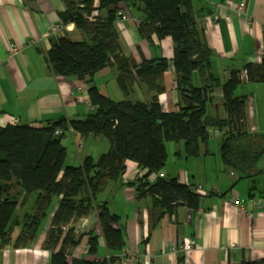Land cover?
Masks as SVG:
<instances>
[{
    "label": "trees",
    "instance_id": "obj_1",
    "mask_svg": "<svg viewBox=\"0 0 264 264\" xmlns=\"http://www.w3.org/2000/svg\"><path fill=\"white\" fill-rule=\"evenodd\" d=\"M28 3L34 0H25ZM62 25L74 24L85 40L73 42L67 37L50 40L47 61L55 75L75 78L90 84V104L94 107L85 120H61L44 128L9 125L0 128V248L11 241L21 222L23 228L16 247H27L38 235L48 218L54 200L59 201L45 247L53 252L52 264H69L71 251L85 236H90L89 253L96 256L99 237L94 232L77 234L72 222L98 214L109 256L103 261L74 259L72 264H122L119 253L125 248L122 229L114 226L120 219L99 202L97 197L126 172V162L137 163L146 174L134 184L138 199L151 197L153 206L172 213L179 206L198 211L204 199L196 187L181 185L178 178H149L161 173L168 163V145L183 143L187 158L201 156L211 130L222 135L221 160L227 170L240 177L254 178L257 164L264 154V136L246 130L247 96L237 95L244 82L264 83V59L234 70L224 83L212 70V51L203 30L198 29L192 0H61ZM142 14L139 33L152 42L170 37L174 42V59H143L135 65L122 53L120 36L115 27L118 13ZM102 13H106L103 17ZM112 68L125 96L136 85H143L150 101H113L103 96L93 80L95 75ZM173 67L176 75L179 110L164 112L159 96L166 90L165 74ZM243 75L246 80H243ZM223 89L222 107L218 109L215 90ZM63 136L69 130L82 137L102 136L110 150L96 162L85 158L80 165L67 163L68 151ZM61 177V178H60ZM17 192V193H14ZM23 204L37 194L32 215L19 220L20 197ZM61 245L59 251L57 247ZM240 264H264V260Z\"/></svg>",
    "mask_w": 264,
    "mask_h": 264
},
{
    "label": "crops",
    "instance_id": "obj_2",
    "mask_svg": "<svg viewBox=\"0 0 264 264\" xmlns=\"http://www.w3.org/2000/svg\"><path fill=\"white\" fill-rule=\"evenodd\" d=\"M192 2L198 29L204 31L213 54V73L223 78L222 82L230 78L232 71L243 70L248 63H262L264 0ZM241 5H244L243 10ZM64 11L61 0H34L31 3L0 0V128L9 125L44 128L61 120H85L91 114L90 84L55 75L47 61L50 40L55 37L54 27L61 28L57 37H67L73 42L85 40L74 24L62 25L60 13ZM130 15L133 21L119 19L115 22L122 53L135 65L143 59L164 58L172 62L173 40L170 37L158 40L153 36L152 42L147 41L138 29L142 14L134 12ZM14 48L18 51L13 52ZM243 80L247 81L244 75ZM93 82L103 96L116 102H147L151 99L141 84L125 96L119 87L117 73L110 67L99 71ZM164 85L166 90L159 96L160 104L164 112H177L179 96L173 67L165 74ZM241 88L239 95L247 96L246 130L264 136V83L244 82ZM215 98L222 101V88L215 90ZM220 113L226 118L225 112ZM67 135L68 145L72 144V150L67 148L68 164L78 166L87 157L97 162L105 149V153L110 150L109 141L102 136L84 138L70 131L64 137ZM222 135L216 130V139H209L198 158H187L183 143H170L168 166L149 178L151 184L159 178H178L181 185L202 187L207 195L198 211L179 206L172 213L164 214L153 206L151 197L138 199L132 184L143 177L146 170L132 161L126 162V172L120 180L110 183L97 197L120 219L114 227L122 229L124 234L125 248L119 253L122 264H240L264 260V154L254 178L240 177L227 170L221 160ZM210 142L216 144V149ZM170 147L175 149L172 155ZM208 170L212 172L208 174ZM24 198L23 193L18 208L21 221L25 214L33 212L37 194H33L26 204H23ZM56 200L44 223L47 225L42 226L27 247H16L22 222L16 226L10 243L0 248V264H52L53 252L45 247V243L60 198ZM69 228H74L77 234L94 232L100 245L98 255H90V236H85L71 251L69 264L74 259L103 261L109 256L97 213L72 222L64 230ZM188 245H192L191 250L184 248ZM60 248L61 245L57 251Z\"/></svg>",
    "mask_w": 264,
    "mask_h": 264
},
{
    "label": "rangeland",
    "instance_id": "obj_3",
    "mask_svg": "<svg viewBox=\"0 0 264 264\" xmlns=\"http://www.w3.org/2000/svg\"><path fill=\"white\" fill-rule=\"evenodd\" d=\"M125 12V11H124ZM127 13V12H126ZM129 17H130V19H128V20H125V21H133L134 20V18L130 15V12H129V14H127ZM119 17V16H118ZM122 18V17H121ZM122 21V20H121ZM140 22V21H139ZM61 28L59 27V26H56V27H54L53 28V35H55L56 36V34H58L59 33V30H60ZM222 77V76H221ZM222 80H223V78H221ZM224 82V81H223ZM242 93V88L240 87L239 89H238V91H237V95H239V94H241ZM216 102H218L217 103V106H218V109L222 112V113H224L225 111H224V109H223V107H222V101L220 100V99H218V100H216ZM91 113H93L94 112V107L93 106H91ZM70 132H73L72 130H69ZM56 134H57V132H56ZM57 136H59V138H63V145L66 147V148H68V150H72V144L70 143L69 145H68V142H67V139L69 138V136L67 135V137L65 138L64 136H63V133L62 132H60V133H58L57 134ZM216 130H211V138L210 139H212V140H215L216 139ZM108 145H109V143H108ZM171 145H175V143H171ZM210 145L213 147V148H215L216 149V146H214V145H216V144H211V142H210ZM170 146V145H169ZM219 146V144H217V147ZM108 147V146H107ZM96 149H98L97 147H96ZM95 149V150H96ZM174 151H175V149L174 148H171L170 147V154L172 155V154H174ZM106 152V149H105V151H104V153ZM104 153H102V154H104ZM216 157H213V159H215ZM69 165H71V164H69ZM168 166V165H167ZM212 171H210V170H208L207 171V173L209 174V173H211ZM233 176H234V174H233ZM197 189L198 188H202V187H196ZM196 189V190H197ZM203 189V188H202ZM204 190V189H203ZM204 192H205V190H204ZM14 193H17V192H14ZM199 193V192H198ZM200 194V193H199ZM207 195V193L205 192V195H203V197H205ZM25 199V198H24ZM57 201V200H56ZM24 202V201H23ZM33 213V212H32ZM32 213H30L29 215H32ZM49 216V215H48ZM47 220V219H46ZM46 220H45V222H46ZM44 222V223H45ZM43 223V225L44 226H46L47 224H44ZM67 230V229H66Z\"/></svg>",
    "mask_w": 264,
    "mask_h": 264
},
{
    "label": "built area",
    "instance_id": "obj_4",
    "mask_svg": "<svg viewBox=\"0 0 264 264\" xmlns=\"http://www.w3.org/2000/svg\"><path fill=\"white\" fill-rule=\"evenodd\" d=\"M243 8H244V5H241V9H242V10H243ZM127 14H128V13H126V12H124V11H120V12L118 13L119 19L122 20V21H125V20L130 19V17H129ZM121 17H122V18H121ZM17 51H18V49H16V48L13 49V52H17ZM60 132H61V131L58 130V131H57V134L60 133ZM197 191H198L199 193L205 195V192H204V190H203L202 188H198ZM184 248H185L186 250H191V249H192V245H188L187 247H184ZM174 250H175V249H174Z\"/></svg>",
    "mask_w": 264,
    "mask_h": 264
}]
</instances>
